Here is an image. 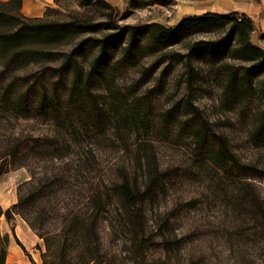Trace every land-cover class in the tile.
I'll return each instance as SVG.
<instances>
[{"label":"rangeland","instance_id":"obj_1","mask_svg":"<svg viewBox=\"0 0 264 264\" xmlns=\"http://www.w3.org/2000/svg\"><path fill=\"white\" fill-rule=\"evenodd\" d=\"M104 1L121 15L120 26L149 22L170 26L184 16L206 11L242 12L253 21L250 42L264 51V0ZM22 2L20 12L26 17H102L100 9L81 7L76 0ZM216 36L192 35L143 57L136 66L121 62L109 69V94L100 82L92 89L106 117L101 133L67 126L63 111L68 76L58 77L45 67H57L58 55L46 65L19 71L27 82L16 79L8 95L1 94L0 83V165L4 169L0 177L14 174L16 199L22 196L19 207L7 208L8 215L0 208V244L6 246L12 238L39 264L42 237L60 233L64 220L71 214L82 215L88 210V197L105 186L109 196L96 223L98 242L106 261H124L130 233L119 187L123 183L141 188L140 155L148 150L162 179L160 191L140 205L148 255L160 256L169 264H264V144L252 136L262 108L259 80L253 82L252 91L239 93L237 87L228 86L226 69L211 57L193 56L190 78L182 64L188 39ZM225 60L238 64L229 57ZM40 82L48 97L57 89L51 106L40 113L37 92L32 91L26 95L28 110L22 111L26 115L16 114L17 94L31 85L38 91ZM131 98L149 114L147 124L138 129L118 106L119 99ZM185 101L196 107L208 129L224 136L247 174L236 170L223 174L196 154L191 136L176 122L187 111ZM162 236L173 239L165 250Z\"/></svg>","mask_w":264,"mask_h":264},{"label":"trees","instance_id":"obj_2","mask_svg":"<svg viewBox=\"0 0 264 264\" xmlns=\"http://www.w3.org/2000/svg\"><path fill=\"white\" fill-rule=\"evenodd\" d=\"M76 1L81 7L100 9L101 19L73 15L64 20L26 17L20 12L21 0H0L2 95L10 93L16 79L27 82L25 73L19 71L36 64L46 65L58 55L57 67H45L55 70L58 77L68 76L65 92L66 111H63L67 126L81 132L101 133L106 117L102 113V105L94 99L92 89L95 83L100 82L105 84L109 94V69L121 62L136 66L143 57L155 54L159 49L192 35L217 33L214 38L188 39L185 44L183 67L188 71L187 76L190 78L192 57L209 56L226 69L228 86L237 87L239 93L252 91L253 82L258 79L262 108L258 111V121L253 127L252 136L264 144V51L249 40L254 25L247 14L237 11H206L184 16L170 26L157 22L120 26L117 20L121 15L114 13L104 0ZM115 53L118 56L112 60ZM225 57L237 60L238 64L227 62ZM148 69L149 67H145L144 70ZM44 74L45 70L41 71L40 77ZM40 84L38 91L31 85L17 94L13 107L17 110L16 114L26 115L23 113L28 110L26 95L32 91L37 92L36 107L42 110L40 113L49 104L51 106L57 89L54 87L48 97L45 86L42 82ZM47 102L49 103L45 104ZM118 106L123 108L129 124H133L135 129L147 124L148 111L143 106H136V99H119ZM184 108L187 111H183V118L176 122L180 129L191 136L196 154L208 160L223 174H229L232 170L241 175L247 174L245 167L230 153L224 136L208 129L191 102L185 101ZM143 151L144 154L140 155L143 173L141 188H132L123 183L119 187L121 210L130 237L126 247V259L118 264H169L160 256H150L147 253L149 241L144 233L140 205L144 201L152 200L160 191L162 179L153 154L148 150ZM3 172L4 169L0 165V174ZM108 196L107 187L104 186V191L96 189L88 197V210L82 215L71 214L67 217L57 235L41 236L44 251L40 253L39 264H112L109 260L106 261L101 252L96 231V223ZM21 203L22 196H17L10 207L17 208ZM8 210H4L5 215H8ZM172 240L162 236V248L165 250L171 247ZM25 255L30 264H37L28 253ZM4 256L5 246L0 244V264H3Z\"/></svg>","mask_w":264,"mask_h":264},{"label":"crops","instance_id":"obj_3","mask_svg":"<svg viewBox=\"0 0 264 264\" xmlns=\"http://www.w3.org/2000/svg\"><path fill=\"white\" fill-rule=\"evenodd\" d=\"M21 4H23L22 0ZM1 178L2 177H0V179ZM15 178L16 176L14 174L9 173L0 180V208L2 210L8 208L16 201L15 187L18 180H15ZM14 235L17 237L16 231H14ZM26 237L30 240L31 246L32 240L30 235L27 234ZM22 245L24 246V249H27L23 243ZM3 264H30L21 246L15 243L12 238L8 240L5 246Z\"/></svg>","mask_w":264,"mask_h":264}]
</instances>
